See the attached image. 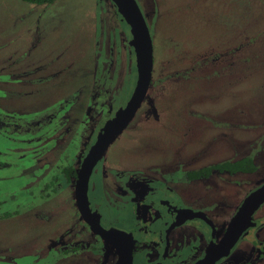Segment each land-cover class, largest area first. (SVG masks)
<instances>
[{"label":"rangeland","instance_id":"1","mask_svg":"<svg viewBox=\"0 0 264 264\" xmlns=\"http://www.w3.org/2000/svg\"><path fill=\"white\" fill-rule=\"evenodd\" d=\"M138 1L154 38V83L104 157L123 169H150V175L153 168L171 165L174 185L184 192L169 196L172 205L205 208L216 203L217 212L232 215L258 181L264 184V0ZM126 32L131 34L111 0H57L52 5L0 0V110L15 119L0 131V264H90L88 250L83 255L61 253L64 240H77L64 232L77 215L71 193L43 198L44 183L32 173L46 169L56 155L60 165L80 160L77 136L88 133L73 125L68 142L51 149L53 154L44 151L57 144V136L43 142L30 139L49 127L58 133L69 114L82 112L84 117L91 106L86 93L100 84L101 76L105 83L106 75H112L110 69L106 72L109 51L104 49L111 39L116 42L112 59L124 80L130 65L128 50L124 54ZM78 88L83 95L74 101ZM120 98L114 112L127 102L124 94ZM42 119L50 123L41 126L37 137L23 135L25 122ZM27 148L37 153L20 157ZM242 157L252 158L257 168L248 178L244 174L245 183L243 178L215 177L207 188L202 180L189 181L188 169ZM37 164L41 167L33 169ZM192 227L208 230L202 221L181 226L172 234L169 264L197 263L194 246L200 241ZM257 233L263 240L264 228L251 231L250 240ZM258 249L247 245L235 257L252 254L250 262L264 264V246L261 256Z\"/></svg>","mask_w":264,"mask_h":264},{"label":"flooded vegetation","instance_id":"2","mask_svg":"<svg viewBox=\"0 0 264 264\" xmlns=\"http://www.w3.org/2000/svg\"><path fill=\"white\" fill-rule=\"evenodd\" d=\"M124 38L129 44V47L128 44L126 47H124V54H126L127 50L130 54L129 73L126 75L124 80L122 79L124 72L121 73L122 71L120 70L119 66L116 69L115 59H112L113 56L116 58V54L114 53L116 42L111 39L109 43L110 48L104 47V49L105 54L109 51V55H107V61L109 62L108 67L110 68L107 67L106 72L110 69L112 75H106L107 81L105 83V79L102 78L103 76H101L100 84H94L93 88H95V90L90 98L91 106L86 108L84 117H82V112L69 114L68 118L66 119L67 121L63 118V123L60 124L63 129H60L58 133L55 130H50L49 127L46 128L44 134L40 137L30 139L32 141L37 139L39 142H43L49 137L50 140H56L57 136V144L44 151V154H50L51 149L59 148V146L63 147V145L68 142L69 135L71 132H74L73 125L78 124V128L83 126L85 128L84 130H86L88 133V136L86 135L84 138L82 135L77 136L78 139L82 141V147L77 148V151L79 150L81 155L80 160L76 158V162L73 164H68L73 168L76 167L75 182L73 185H69L66 177L59 176L54 188L57 190L59 187H63L64 189L66 188V191H69V193L72 195V198L74 199V209L76 208L77 211L75 220L71 219L70 217L68 224L70 230L66 229V231H64L67 235L77 237V240H68V242H65L64 240V243L61 245L62 252L61 250L60 252L65 255H83V252L88 250V253L86 256H84L86 259L88 258L90 264H95L91 262H96L97 264H117L119 260L118 253L116 252L115 248L97 237L82 220L76 206L75 188L83 160L87 156L92 146L95 144L98 136L109 126L112 121H114L121 109L126 106L135 88L137 74L136 54L133 46L130 45L132 42L131 34L126 32ZM108 82L116 83V87H112L110 85L109 88V86H107ZM117 84L121 85L117 86ZM122 90L125 92L123 93ZM122 94H124V98L127 97V102L121 106L118 112H114L115 104L121 99L120 97ZM77 100L78 97L74 101ZM92 106H94V108H91ZM57 115H60V111H58ZM76 116H79L82 119L79 120L76 118ZM194 118L197 119V117ZM14 120L15 119H11L10 116H6L5 122L8 125L7 127H10ZM38 123H40V126H38ZM47 123H50L47 119H42L39 121L37 120L33 123L25 122L26 129L24 130H26V133L23 135L28 136L31 134L33 137H37L41 126H47ZM69 126L72 129H70ZM49 132L52 135L48 134ZM75 134L76 133H73L71 137H74ZM47 143L48 141H46L45 145ZM68 149L71 148H66V151ZM109 149L110 147L104 153L92 174L89 184V203L93 214L100 221L103 227L106 229L116 228L131 236L135 243L133 249L134 264H169V261L171 262L174 258L172 252V234L180 229L181 226L189 225L192 222L202 221L205 225H207L208 230L200 227H192L193 230L199 234L200 242L194 246L197 252H199L198 261L196 263L198 264L206 256L211 244L213 242L218 243L223 238L229 223L237 213L244 200L251 193L264 185L263 182L259 183L260 181H258V185L254 186L247 192L248 195L244 200L241 201L239 208L232 215L225 216L217 212V207H214L217 205L216 203H211L212 205L205 206V208H198L197 206L193 205L186 206V203L183 206L179 205L181 207H177V205H172V201L174 200L170 201L169 196L173 195V197H175V195H182L184 192L181 191L179 188L180 186L177 187L174 185L173 173L175 171H169L171 165L164 166V164H162L164 167L157 171H155L156 169L153 168L154 171L152 172V175H150L151 171L149 168L148 172H145L144 170L141 172L123 169L107 163V159L104 156ZM24 150L27 151H24L20 157L27 156L29 152L37 153L36 148H27ZM243 158L246 157L236 159L235 161L229 159L216 164L226 162L234 163L236 161L242 160ZM213 165L215 164H211L207 167ZM3 166L6 168L9 167V165L6 163H4ZM38 167H41L40 164L34 166L33 169ZM52 168V161H49L46 169H44L42 172L34 169L32 170V173H36L40 177V182H43L45 186L46 182L51 181L50 173H55ZM202 168L204 167L191 168L188 169L187 172L189 173L198 171ZM158 173H160L161 176H158ZM253 173L254 172L249 171H239L237 173H221L216 171L210 177H204L196 180L189 178V181L196 182L202 180L206 182V186L209 188L215 184V177L224 180L233 179V181L236 182H241L240 178H243L242 182L245 183L246 178L244 177V174L248 178V175ZM142 174L144 175L141 176ZM65 183L66 185L64 186ZM43 191H45L44 187L42 192ZM57 195L58 194L51 193L47 197H54ZM171 217L173 219L167 220ZM128 218H131V221L127 223L125 220H128ZM263 221L264 205L254 215L255 225L246 231L239 244L231 251V254L218 264L255 263V261H249L253 260L254 255L252 256V254H248V257L245 258L244 256L242 259H238L235 257V253L238 252L241 254L242 251L245 253V247L248 245L251 247V250H256L259 247L258 253H260L259 255L261 256L260 250L264 246V238L261 236L263 240L259 239L260 234L257 233L255 239L250 240V233L253 230H260L262 232L264 228V223H262ZM206 233L207 235H205ZM81 236L83 239H81ZM61 237L62 235H60V237L58 236V242L61 241Z\"/></svg>","mask_w":264,"mask_h":264},{"label":"water","instance_id":"3","mask_svg":"<svg viewBox=\"0 0 264 264\" xmlns=\"http://www.w3.org/2000/svg\"><path fill=\"white\" fill-rule=\"evenodd\" d=\"M111 2L125 18L133 36L131 44H133L137 64L135 88L126 106L98 136L83 160L76 182L75 201L84 223L97 237L115 248L119 256L117 264H134V241L129 234L119 229H106L102 226L90 207L89 184L102 156L134 120L150 92L154 76L155 44L150 24L138 0H111ZM263 205L264 185L244 200L229 223L223 238L220 242L211 244L206 256L198 264H218L227 258L246 231L255 225L254 215Z\"/></svg>","mask_w":264,"mask_h":264},{"label":"trees","instance_id":"4","mask_svg":"<svg viewBox=\"0 0 264 264\" xmlns=\"http://www.w3.org/2000/svg\"><path fill=\"white\" fill-rule=\"evenodd\" d=\"M22 1L29 3V4H36V5H52L57 0H22ZM153 83H154V80H153L151 86L153 85ZM81 90H82V88H78V91H77V94L79 95L78 100L83 95ZM94 90H95V88H94ZM94 90H93V88H90V90L88 91V93H86V95L89 98H91ZM80 92H81V94H80ZM5 117H6V113L4 111L0 110V131H4L5 129L6 130L8 129V127H7L8 125L5 122ZM51 154H53V153H51ZM50 161H52V164H53L52 169L55 171V173L52 172L51 181L46 182V184L44 186L45 191H43V192L41 191V196L44 198H48L47 196L51 193H55V194L65 193V191L67 190L66 188L64 189L63 187H61L62 189H61L60 193L56 188H54L55 183L57 182L59 176L66 177V180H67L69 185L70 184L73 185V183L75 182V179H76V167L73 168V167H71V165H60V163L62 161L57 156L56 157L54 156V158H51ZM254 165H255L254 160L250 157H247V158H243L240 161H236L234 163H232V162L220 163V164H215V165L207 167V168H202L198 171L189 172V177H190V179H193V180L204 178V177H210L216 171H219L221 173H223V172L237 173L239 171L254 172L255 169L257 170L256 166H254ZM65 185H66V183L64 184V186ZM72 203H74L73 198H72ZM74 205H75V203H74Z\"/></svg>","mask_w":264,"mask_h":264}]
</instances>
